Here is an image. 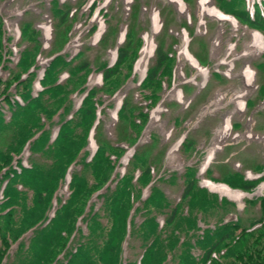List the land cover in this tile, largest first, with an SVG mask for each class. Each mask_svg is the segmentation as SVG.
Instances as JSON below:
<instances>
[{
	"label": "rangeland",
	"instance_id": "rangeland-1",
	"mask_svg": "<svg viewBox=\"0 0 264 264\" xmlns=\"http://www.w3.org/2000/svg\"><path fill=\"white\" fill-rule=\"evenodd\" d=\"M52 2L0 0V105L22 102L24 96L35 97L42 90L59 92L75 64L88 65L78 77L81 81L85 76L86 89L70 98L72 116L82 107L83 113H92V155L96 138L110 146L118 140L122 109L135 143L118 144L124 152L112 156L117 174L125 172L136 151L143 156L137 165L152 168L149 185L165 173L189 169L198 186L208 191L206 181L237 184L235 174L240 173L243 181L256 182V188L243 192L241 205L230 200L222 220L247 228L263 220L264 67L259 70L256 65L264 64V33L221 11L216 0H60L71 11L64 28L52 14ZM254 2L264 0H251L250 5ZM104 9L110 18L104 17ZM33 30L37 35L30 33ZM66 31L69 39L60 46ZM126 37L136 43L139 39V47L105 81L104 66L114 69ZM157 44L168 50V64L157 84L146 85ZM64 53L77 58L47 82L48 68ZM214 72L223 79L218 81ZM57 131L54 127L52 135ZM25 147L18 154L24 163ZM211 150L209 168L202 172ZM163 189L171 201L179 199L181 184ZM138 255L137 247H125V258L135 260Z\"/></svg>",
	"mask_w": 264,
	"mask_h": 264
},
{
	"label": "trees",
	"instance_id": "trees-1",
	"mask_svg": "<svg viewBox=\"0 0 264 264\" xmlns=\"http://www.w3.org/2000/svg\"><path fill=\"white\" fill-rule=\"evenodd\" d=\"M250 2L216 0L221 11L264 33V3ZM66 6L60 0L52 2L60 28L71 15ZM102 12L109 17L107 9ZM64 35L60 46L69 39L68 31ZM139 44V39L136 43L125 38L114 69L104 66L105 81L131 59ZM76 58L67 53L56 57L46 81L52 83ZM167 64L168 50L157 44L146 85L157 84ZM88 67L75 64L59 92L42 90L35 97L24 96L22 102L7 100L0 105V264H165L171 257L174 264H264V219L248 228L222 217L207 221L217 210L227 213V207L198 186L194 171L186 169L179 178L169 172L149 185L152 168L137 165L143 156L136 151L125 172L116 173L112 156L124 152L118 144L135 138L128 134L130 124L122 109L118 140L110 146L96 138L92 155L88 148L92 113H83L82 107L72 116L70 98L86 89L85 76L81 81L78 77ZM256 67L263 69L264 64ZM212 75L223 79L218 72ZM261 89L264 95V85ZM127 104L126 99L123 105ZM24 147L27 165L19 156ZM235 175L237 184L231 181L230 188L246 193L256 188V182ZM158 182L181 184L179 200L171 203ZM125 247H137L138 258H125Z\"/></svg>",
	"mask_w": 264,
	"mask_h": 264
},
{
	"label": "bare ground",
	"instance_id": "bare-ground-1",
	"mask_svg": "<svg viewBox=\"0 0 264 264\" xmlns=\"http://www.w3.org/2000/svg\"><path fill=\"white\" fill-rule=\"evenodd\" d=\"M258 41V40H257ZM146 51V48L144 49V52ZM146 53V52H145ZM26 152V151H25ZM26 155L28 156V153L26 152ZM212 156H213V153H212V150L211 152L209 153L208 157H207V160L204 162V169L202 172H205L209 167H208V164L209 162L212 160ZM25 165H27V162L24 163ZM185 170H182L181 172H177V176L179 178V175H181L182 173H185ZM166 177V173L163 177H161L160 179H158V181H160L161 179L165 178ZM69 178V176H68ZM160 189L163 191V193L166 195L167 199L171 202V203H174L173 201H171L169 199V197L167 196L166 192L164 191V187H167V188H170L172 186H169V185H166L165 183L163 182H158L157 184ZM175 185V184H174ZM178 185V184H177ZM205 186L207 187V192L209 194H212V195H216L215 193H218L220 196H218L219 200L221 202H223L225 205L229 206L231 205V201L233 202H237L239 205H241L242 201L245 199V193L243 192H239L238 190H232L230 189V187L227 185H222L221 183H215V182H210V181H206L205 182ZM261 189V188H259ZM146 192V190L144 191V193ZM143 193V195H144ZM179 199H177L175 202H177ZM231 200V201H230ZM234 205V204H233ZM219 214V215H218ZM222 215H224L223 211L222 210H217V212H214V214H212L208 219L207 221H210L211 218L213 217H216V220L220 217H222ZM215 221V220H213ZM213 221H210V222H213ZM159 222L162 223V219L160 218L159 219ZM175 263V259L173 257L169 258L167 260V262L165 264H174Z\"/></svg>",
	"mask_w": 264,
	"mask_h": 264
}]
</instances>
